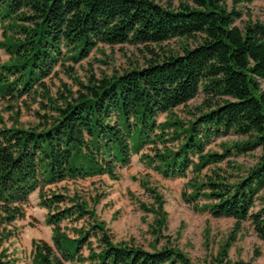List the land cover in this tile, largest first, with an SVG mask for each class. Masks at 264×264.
<instances>
[{
    "label": "trees",
    "instance_id": "1",
    "mask_svg": "<svg viewBox=\"0 0 264 264\" xmlns=\"http://www.w3.org/2000/svg\"><path fill=\"white\" fill-rule=\"evenodd\" d=\"M242 1L253 0H233L231 8L225 0H179L176 7L155 0H0V47L9 54L0 61V97L38 93L47 100L39 101L43 112L28 126L18 122L12 103L13 123L6 125L0 115V264L13 262L4 242L16 235L15 221L24 217V205L37 189L52 243L33 242V264H251L227 257L242 221L249 220L264 239V204L253 209L264 189V20L235 24ZM173 38L195 44L161 56L154 51ZM124 43L143 45L154 57L141 67L77 79L75 91L49 94L43 80L66 56L78 62L99 44ZM200 92L202 102L188 111L191 117H179L175 108ZM231 133L245 138L222 143L221 153L206 149ZM145 147L150 150L140 159L158 174L179 178L192 171L186 202L235 220L233 234L212 260L194 261L157 242L150 249L114 242L86 201L44 191L68 179H116L118 167ZM256 148L261 153L254 165L235 164L244 170L236 179L219 172L224 169L217 164L226 158ZM209 165L216 166L202 175ZM150 192L155 205L140 207L158 215L152 233L160 234L163 200ZM200 198L207 202L198 204ZM81 219V227H72L75 235L61 225Z\"/></svg>",
    "mask_w": 264,
    "mask_h": 264
},
{
    "label": "rangeland",
    "instance_id": "2",
    "mask_svg": "<svg viewBox=\"0 0 264 264\" xmlns=\"http://www.w3.org/2000/svg\"><path fill=\"white\" fill-rule=\"evenodd\" d=\"M163 5L176 7L179 0H155ZM229 8L232 7L233 0H225ZM241 11V17L236 20L238 26L251 20H264V0H253L252 2L242 1L236 6ZM8 30L7 34L11 35ZM2 29L0 28V39ZM193 39L173 38L162 43V47H153L154 51L161 56L168 51L181 52L185 45L192 46ZM154 57L143 45L99 44L86 58L73 62L66 56L54 68L53 73L45 78L44 84L52 97L58 95L59 91H66V88L75 91L78 88L77 79L86 81L94 74H111L122 72L125 69L141 67L147 60ZM9 59L4 47H0V61ZM264 90V80L260 82ZM203 94L200 92L189 100L186 105L175 108V113L181 118L191 117L188 111H195V106L202 102ZM11 101V102H8ZM39 101H47L38 93L24 95L19 99L10 100L0 97V115L4 118L6 125H11L12 111L8 109L9 103L14 105V110L19 111L18 122L24 126L33 124L38 119L36 112L43 110ZM165 115L159 117L163 121ZM244 136L229 134L217 137L208 144L207 150L221 153L222 143L231 144L234 141L244 139ZM174 145V143H170ZM160 146V144L158 145ZM150 147L143 148L139 153L131 156L130 163L124 167H118L116 179L108 175H99L84 179H68L44 187L45 193L59 192L69 197L77 195L80 200L86 201L98 221L105 223L108 232L114 242H132L150 249V245L157 242L160 247L164 244L175 246L185 252L194 261H210L217 254L220 247L230 238L234 232L235 220L229 217H213L207 211H199L193 204L184 200L190 193L188 181L193 177L192 171H188L185 177L168 178L158 174L148 167L140 159L141 152H148ZM151 152V151H150ZM261 149L256 148L247 153L232 155L223 162L217 164L224 171H219L230 180L236 179L244 170L235 169V164L241 165L242 169L254 165ZM231 161V162H228ZM209 165L202 170L210 174L213 167ZM145 181L146 184H142ZM148 188L154 189L160 194L163 200L162 208L165 212L164 224L160 229V234L152 233L156 226L158 215L152 211L143 210L141 203L145 205H155L153 193ZM185 195V196H184ZM198 204L207 202L200 198ZM69 203V202H68ZM70 204V203H69ZM264 204V189L256 199L254 210ZM62 205V204H61ZM156 208V207H155ZM25 215L22 219L15 221L16 235L4 242L12 264H33L34 241L44 240L51 242L52 226L45 223L47 210L39 204V189L35 190L24 205ZM159 214V213H158ZM85 221L68 222L64 220L61 225L70 235H75L72 227H81ZM84 255L87 249L83 248ZM228 259L232 261L243 260L251 264H264V239H261L249 220L242 221L240 229L237 230L235 238L227 251Z\"/></svg>",
    "mask_w": 264,
    "mask_h": 264
}]
</instances>
